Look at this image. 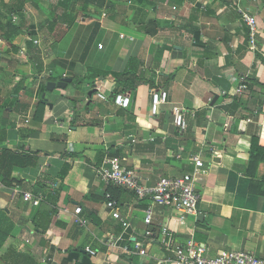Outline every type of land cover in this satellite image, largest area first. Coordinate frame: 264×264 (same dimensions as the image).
<instances>
[{"label":"crops","instance_id":"obj_1","mask_svg":"<svg viewBox=\"0 0 264 264\" xmlns=\"http://www.w3.org/2000/svg\"><path fill=\"white\" fill-rule=\"evenodd\" d=\"M237 3L256 17L254 50ZM2 6L0 264H173L190 238L210 257H264V0ZM7 16L21 27L9 40ZM63 77L72 80L48 88ZM242 78L248 87L238 93ZM159 87L169 97L154 115ZM118 93L129 95L127 108L114 103ZM175 104L186 109L184 131L173 123ZM196 153L206 174L199 212L184 219L98 174L117 156L154 184L189 174ZM26 191L45 197L35 205ZM109 200L127 225L112 217Z\"/></svg>","mask_w":264,"mask_h":264},{"label":"built area","instance_id":"obj_2","mask_svg":"<svg viewBox=\"0 0 264 264\" xmlns=\"http://www.w3.org/2000/svg\"><path fill=\"white\" fill-rule=\"evenodd\" d=\"M240 1V0H238ZM237 9L242 15L244 22L250 29L251 46L256 48L257 20L248 8L242 7L237 3ZM38 42L37 40L35 41ZM247 78H242L237 88L238 93L247 89ZM102 99H108L104 93H100ZM152 113L156 115L162 104L168 102L169 92L167 89L159 87L151 91ZM131 99L129 95L118 93L114 96V103L127 108ZM173 123L175 127L184 131L187 127L186 109L181 105L175 104L171 109ZM194 169L184 177H165L154 184L147 183L141 179L134 168L122 162L120 157H109L105 164L99 169V177L107 185L130 190L138 199H150L153 205L173 208L179 212L182 219L188 215H197L200 202V194L197 191V183L206 174L203 160L199 153L192 156ZM44 194L33 195L26 191L23 198L33 201L35 205L41 203ZM107 207L112 217L119 219L127 225L121 213L120 207L115 200H109ZM76 213L81 209L76 208ZM153 218L152 209L148 210L145 223L150 224ZM140 253L145 254V250L137 244ZM171 261V260H169ZM173 264H264V257L246 250H224L214 257L206 255V251L193 238H190L183 245L177 246L173 251Z\"/></svg>","mask_w":264,"mask_h":264},{"label":"trees","instance_id":"obj_3","mask_svg":"<svg viewBox=\"0 0 264 264\" xmlns=\"http://www.w3.org/2000/svg\"><path fill=\"white\" fill-rule=\"evenodd\" d=\"M22 4H23V3H22ZM13 7H14V6H13ZM5 26H6V28H5V31H4V33H5L4 36H5L6 39H8V40H9L13 35L18 34V33H20V31H21V27L15 25V24L13 23L12 20L7 21ZM101 74H102V72L99 73V74H96V75L94 76V78H96L97 76H99V75H101ZM114 76H115L116 78H118L120 75L117 74V73H114ZM40 103H43V102H40Z\"/></svg>","mask_w":264,"mask_h":264},{"label":"water","instance_id":"obj_4","mask_svg":"<svg viewBox=\"0 0 264 264\" xmlns=\"http://www.w3.org/2000/svg\"><path fill=\"white\" fill-rule=\"evenodd\" d=\"M72 79L70 77H63L57 82H48V88L53 89L54 87H65L68 82H70ZM96 90V89H94ZM201 216V215H199Z\"/></svg>","mask_w":264,"mask_h":264},{"label":"rangeland","instance_id":"obj_5","mask_svg":"<svg viewBox=\"0 0 264 264\" xmlns=\"http://www.w3.org/2000/svg\"><path fill=\"white\" fill-rule=\"evenodd\" d=\"M2 4H3L4 6H7V7H8V0H6V1H5V0H0V7H1V8L3 7ZM8 9L11 10L12 8H11V7H10V8L8 7ZM8 11H9V10H8ZM9 20H11V19L9 18V16H7V17H6V21H5V23H6L7 21H9Z\"/></svg>","mask_w":264,"mask_h":264}]
</instances>
